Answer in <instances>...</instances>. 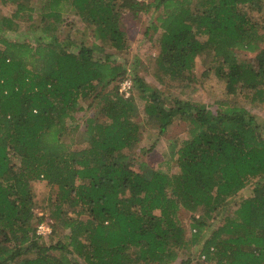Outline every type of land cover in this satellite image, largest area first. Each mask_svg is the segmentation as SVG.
I'll return each instance as SVG.
<instances>
[{
    "label": "trees",
    "instance_id": "16d2710c",
    "mask_svg": "<svg viewBox=\"0 0 264 264\" xmlns=\"http://www.w3.org/2000/svg\"><path fill=\"white\" fill-rule=\"evenodd\" d=\"M66 7L94 26L101 43L77 48L60 40ZM150 7L161 12L153 25L160 31L158 83L185 81L196 58L207 57L223 87L216 112L169 99L118 62L127 50L123 13ZM26 20L32 40L3 34H19ZM263 43L264 0H22L1 15L0 264H170L199 240L201 254H215L218 264H264V180L203 238L226 204L264 179V127L238 103H264V58L256 69L238 55ZM128 74L161 131L176 117L187 126L190 137L171 141L167 170L146 172V161L136 170L125 152L143 134L137 94L126 97L116 84ZM94 106L104 118H86L85 146L74 149L67 138L79 131L76 114ZM38 179L55 191L48 214L35 211L31 184ZM182 209L192 216L186 242ZM43 221L52 234L67 231L65 240L41 243L36 225Z\"/></svg>",
    "mask_w": 264,
    "mask_h": 264
},
{
    "label": "rangeland",
    "instance_id": "374dc122",
    "mask_svg": "<svg viewBox=\"0 0 264 264\" xmlns=\"http://www.w3.org/2000/svg\"><path fill=\"white\" fill-rule=\"evenodd\" d=\"M22 0H0V16L3 14L12 13ZM25 1V0H24ZM36 2L38 0H31ZM146 4L152 0H144ZM247 13L253 18V20H259L262 18L258 10H247ZM39 13L35 12L36 19L39 18ZM160 10H156L155 7H150L147 11H140L137 13H131L125 11L123 18L120 22L123 29L127 32V50L122 54H119L118 62H126L128 73H133V69H136V73L143 77L153 87L162 89L165 96L169 99L180 98L183 100H193L196 102L205 103L208 109L216 112L219 108L217 100L223 99L221 91L223 89L215 72L210 69L207 57H197L195 60V67L192 72L187 74V79H174L168 81L166 85H160L156 79L155 73L157 71L156 59L160 52V31L154 29V24L158 23ZM64 21L57 30V35L60 40L71 39L75 47H79L81 44L89 46L94 43H101L99 39H96L93 35V25H89L88 22L82 20L78 15L73 14L67 7L63 11ZM25 19L29 20L25 14ZM24 21L22 23V31L19 34L13 32H3V34L12 40L33 39L34 31L29 27V22ZM26 22V23H25ZM2 45L0 44V47ZM116 53L117 50L107 48L106 52ZM101 56V54L97 53ZM238 55L241 59H245L251 62L256 69H259L261 60L264 58V43L257 52H250L246 50L238 51ZM208 71V72H207ZM210 73V74H209ZM205 75V77H204ZM125 77H131L129 74ZM119 80L116 84L119 86ZM134 82V81H133ZM189 83L185 86V83ZM137 94L136 100L139 107V113L136 121L142 125L143 134L142 137L136 141L131 147L125 150L130 156V163L133 168L140 170V163L146 161L150 164V168L146 169V172L151 173L152 169L163 168L167 170L169 163L165 160L168 154H170L171 141H175L177 145L181 143L183 139L190 137L189 131L185 122L180 120V117H176L174 121L168 125V127L161 131L159 124L154 118H149L145 112L146 101L138 95L136 89L133 88L132 92ZM238 97V96H237ZM241 98V97H240ZM239 98V99H240ZM227 102L234 103L233 98H226ZM239 105H244L250 113H252L257 122L264 127V103H243L241 100ZM76 122L80 125L79 131L71 134L67 140L72 144L74 149H81L85 146L83 139L84 132L83 126L87 117L93 116L103 119L104 115L101 113L100 107H91L87 111L78 112L76 114ZM172 164V163H171ZM175 170V167H173ZM260 178L253 183L249 184L246 190L240 192L238 197H234L229 204H226L225 211L217 216L211 223V226H207L203 233V238L209 236L214 229L215 225L221 223V219L224 215L232 213L234 210V203L245 199L254 190V188L263 181ZM32 188L34 192L35 211L39 215L48 214L47 207L55 195L52 186L45 179H38L32 182ZM72 209L70 210L71 213ZM180 218L186 227V233L183 236V240L189 241L191 238V212L182 209L180 211ZM35 225V223H34ZM67 231L62 227H57V232L48 237L41 238V243L49 245L55 243L57 240H65V234ZM202 239V237H201ZM203 240H199L196 244H189L188 247L181 249L180 256L177 261L170 264H180L181 261L190 262L188 264H218L217 258L212 254V259L208 260L203 258L201 254V247ZM57 256H61L60 251H53ZM72 257L70 254L68 255ZM72 259V258H71ZM156 264V263H155Z\"/></svg>",
    "mask_w": 264,
    "mask_h": 264
},
{
    "label": "built area",
    "instance_id": "2783aa9c",
    "mask_svg": "<svg viewBox=\"0 0 264 264\" xmlns=\"http://www.w3.org/2000/svg\"><path fill=\"white\" fill-rule=\"evenodd\" d=\"M133 89V79L131 77H125L119 82V91L124 96L128 97L131 95ZM36 231L37 234L41 235V237L45 238L51 235L52 233V227L50 222L43 221L36 225ZM203 258H206L205 255H203Z\"/></svg>",
    "mask_w": 264,
    "mask_h": 264
}]
</instances>
